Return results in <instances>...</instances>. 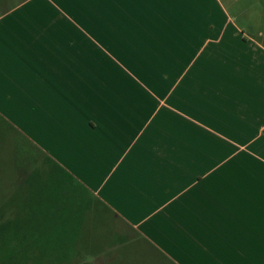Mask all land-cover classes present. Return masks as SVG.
Wrapping results in <instances>:
<instances>
[{
    "label": "crops",
    "instance_id": "0c3cea01",
    "mask_svg": "<svg viewBox=\"0 0 264 264\" xmlns=\"http://www.w3.org/2000/svg\"><path fill=\"white\" fill-rule=\"evenodd\" d=\"M238 2L0 0V191L26 148L107 211L92 244L264 264V14Z\"/></svg>",
    "mask_w": 264,
    "mask_h": 264
},
{
    "label": "rangeland",
    "instance_id": "374dc122",
    "mask_svg": "<svg viewBox=\"0 0 264 264\" xmlns=\"http://www.w3.org/2000/svg\"><path fill=\"white\" fill-rule=\"evenodd\" d=\"M223 1L226 2V0ZM235 9L237 14H260L261 12L264 14V0L260 6H255L254 2H252V6L246 5L241 0L236 4ZM262 41L264 43V38H262ZM20 154V151L17 152L13 148L10 165L6 163L4 165V172L7 177L5 184H10V186L7 185L6 190L0 191V218L2 216V220L10 226L23 229L25 244L30 242L31 238H34L36 244L39 245V251L34 256L18 254L12 259L11 248L9 249L7 245H0V264H79V261L84 264H135L134 245L125 246L118 250L115 239L112 243L106 244L109 241L108 238L99 239L100 241H97L98 243H95L94 247L88 250L90 254L86 252L79 254L78 251L75 252V249L73 251L68 249L67 255L63 257V250L58 248L63 239L72 241L71 244H77V246H83L84 248V246L90 245L96 236L102 237L103 226L107 218L110 222L108 213L100 205L89 202L87 199L86 203L91 204V208L86 211L89 213L85 214L80 225L78 223L69 225L70 217L68 214L64 216V212L67 210L63 211L62 209L66 204L61 202L63 198L59 195V192L57 193L61 198H58L55 208H51L49 205V202L54 198L53 194H43V189L53 190L54 185L50 183L51 186L44 187L47 180L45 173L38 174L37 167L39 165L37 166V164H40V162L36 163L37 167L34 171L31 170L30 166V171L24 169L19 174V165H16L14 158L16 159ZM31 171L34 172V176L28 179L29 182L22 181L26 172L30 176ZM16 183L17 185H14ZM0 188H3V186L0 185ZM72 188L77 189L76 186ZM70 193L72 192L67 194ZM68 198L71 202L72 199L69 196ZM41 199H44L43 203ZM75 203L78 204V201L76 200ZM33 220L36 223L34 233L31 231ZM109 225L110 223H106L104 227L106 228ZM52 228H55V232H52ZM80 248L82 249V247Z\"/></svg>",
    "mask_w": 264,
    "mask_h": 264
},
{
    "label": "trees",
    "instance_id": "16d2710c",
    "mask_svg": "<svg viewBox=\"0 0 264 264\" xmlns=\"http://www.w3.org/2000/svg\"><path fill=\"white\" fill-rule=\"evenodd\" d=\"M16 151L18 152V149ZM25 154H26V151L24 152V150H23L21 157H16V159L14 158L16 165H19L18 166L19 174L21 172H23L24 169H27L30 166H31L32 170L34 171L35 167H37L39 165L37 167L38 168V174L40 173V175H41V174L45 173V175H46L47 183H45L44 187L46 188V187L51 186L50 183H52L54 185L53 190L43 189L44 193L42 192L43 194H48V193L53 194L54 198L49 202L50 207L55 208L57 206V200H59L62 197L63 199L61 202L66 204V205H64L62 210L68 211V212L67 211L64 212V216H66L67 214L69 215V217H70L69 225L71 223L74 224V223L82 222L84 219V216H85V213L82 209L83 201L80 200V198L78 197L79 191H76V193H75V191H71L73 186H69L70 181L68 180V178L72 177V176L69 173L67 174L65 171L63 172V170H61L58 166H53L50 162L51 158L48 156H47L48 158L41 161L40 164H37V166H36V162L34 159L33 160H31L30 158L24 159L26 157V156H24ZM28 155H30L29 152H28ZM19 162H21V163H19ZM59 169H60V171H59ZM33 171H31L32 173H30L31 174L30 176L28 174L25 178L22 179V181L29 182L28 179L30 177L34 176ZM22 181H21V183H22ZM14 185H17V183ZM69 187H71V189ZM57 192H59V195L61 196L60 198H59V195ZM61 192H62V194H61ZM68 192H73V193L67 194ZM68 196L72 199L71 202H69ZM43 200L41 199L42 203L44 202ZM76 200L78 201V204L75 203ZM68 203L69 204H75L74 208H73V206H71L70 210L67 209V207H69ZM2 219H3V217L1 216V218H0V245H2V246L7 245V246H9V249L11 248L12 259L15 258L16 256H18V254H23L25 256L30 254V256H34L35 253L39 251V245L36 244V240L34 238H31L32 240L25 244L23 229H20V228L14 227V226H10V225H8L7 222L3 221ZM31 225L33 227L31 229V231L34 233L35 232L34 226L36 225L34 220L31 222ZM51 230H52V232H55V228H52ZM70 239H74V238H70ZM71 243H72V241L70 242L69 240L63 239L62 242L59 244L58 248L63 250V255H62L63 257H65L67 255L68 249H71L72 251H73V249H75V252L78 251V253L81 254L84 252L90 253L88 250H90L91 248L94 247V244H90V245L84 246V248H83V246H80V247H82V249H81L79 246H77V244H71ZM79 264H84V263H82V261H79Z\"/></svg>",
    "mask_w": 264,
    "mask_h": 264
}]
</instances>
